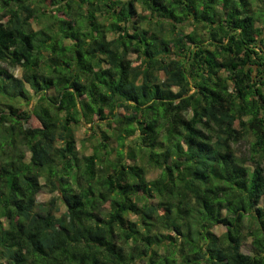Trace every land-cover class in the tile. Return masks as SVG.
I'll list each match as a JSON object with an SVG mask.
<instances>
[{"label":"clouds","instance_id":"obj_1","mask_svg":"<svg viewBox=\"0 0 264 264\" xmlns=\"http://www.w3.org/2000/svg\"><path fill=\"white\" fill-rule=\"evenodd\" d=\"M253 177L264 0H0V264H264Z\"/></svg>","mask_w":264,"mask_h":264},{"label":"trees","instance_id":"obj_2","mask_svg":"<svg viewBox=\"0 0 264 264\" xmlns=\"http://www.w3.org/2000/svg\"><path fill=\"white\" fill-rule=\"evenodd\" d=\"M9 184H12L11 178H7ZM252 195L256 200H259L261 196H264V180H262L259 185L256 183V177H253V183H252ZM96 223H99V221H96ZM61 228H63V225H61ZM13 264H18L15 259L13 260Z\"/></svg>","mask_w":264,"mask_h":264}]
</instances>
